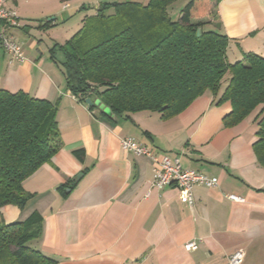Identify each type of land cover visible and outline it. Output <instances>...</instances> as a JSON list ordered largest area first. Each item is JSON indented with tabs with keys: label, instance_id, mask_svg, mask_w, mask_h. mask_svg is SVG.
I'll use <instances>...</instances> for the list:
<instances>
[{
	"label": "crops",
	"instance_id": "1",
	"mask_svg": "<svg viewBox=\"0 0 264 264\" xmlns=\"http://www.w3.org/2000/svg\"><path fill=\"white\" fill-rule=\"evenodd\" d=\"M209 4L210 12L194 20L230 39L231 63L248 53L264 57V0ZM7 6L22 19L12 33L27 60L11 62L0 49V90L53 103L62 148L25 181L34 195L26 207L6 206L0 221L20 222L39 212L43 232L29 246L58 264H229L237 250L245 253L241 264H264V167L255 152L254 117L226 126L232 106L215 105L211 93L170 119L152 112H91L67 87L63 54H53L70 40L57 27L59 17L76 6L62 0H8ZM123 138L179 159L219 186H196L192 208L181 202L176 186L151 189L153 163L124 151ZM79 150L81 159L74 154ZM190 242L198 248L189 252Z\"/></svg>",
	"mask_w": 264,
	"mask_h": 264
},
{
	"label": "trees",
	"instance_id": "2",
	"mask_svg": "<svg viewBox=\"0 0 264 264\" xmlns=\"http://www.w3.org/2000/svg\"><path fill=\"white\" fill-rule=\"evenodd\" d=\"M178 1L100 6L92 24L53 49L63 54L68 89L82 102L101 101L110 116L152 112L163 119L211 93L215 105L232 106L226 126L254 117L255 152L264 167V57L248 53L231 63L230 39L208 22L194 20L210 12L211 0H190L175 19ZM109 9L114 12L106 15ZM57 115L50 101L0 90V219L6 206L26 207L34 195L24 189L25 181L61 150ZM74 154L83 157L82 150ZM43 222L39 212L20 222L0 221V264H58L29 246L42 235Z\"/></svg>",
	"mask_w": 264,
	"mask_h": 264
},
{
	"label": "built area",
	"instance_id": "3",
	"mask_svg": "<svg viewBox=\"0 0 264 264\" xmlns=\"http://www.w3.org/2000/svg\"><path fill=\"white\" fill-rule=\"evenodd\" d=\"M7 1L0 0V49L9 56L11 62L24 63L27 59L23 47L12 33L14 29L23 25L22 19L15 10L7 6ZM67 7L65 6V8ZM120 144L124 151L137 157H145L153 163L154 179L150 184L151 189L161 190L169 186H176L181 202L190 208L195 205L194 188L196 186H205L210 189L219 186L218 179H212L200 172L186 169L181 165L179 159L155 153L133 138H123ZM227 198L234 202H244L243 199L233 195H228ZM197 248L196 242L185 245V249L189 252ZM244 258V251L237 250L229 257V264H241Z\"/></svg>",
	"mask_w": 264,
	"mask_h": 264
},
{
	"label": "rangeland",
	"instance_id": "4",
	"mask_svg": "<svg viewBox=\"0 0 264 264\" xmlns=\"http://www.w3.org/2000/svg\"><path fill=\"white\" fill-rule=\"evenodd\" d=\"M61 2V0H59ZM142 2L146 3L147 0H72L70 1L71 4H74L72 9H70L66 14L65 18L63 19L62 16L59 17L58 21V29L63 32H67L69 35L68 39H71L78 31H80L84 24L87 23L88 25L92 24V18L94 17V11L98 9L103 4L109 2ZM190 0H180L174 4L172 10V15L175 16V19L178 18V15L183 7L189 2ZM49 3V2H47ZM79 4V7H77ZM85 4V9L81 6ZM62 7V5H61ZM92 11V12H91ZM114 11L109 9L105 11L106 15H111Z\"/></svg>",
	"mask_w": 264,
	"mask_h": 264
},
{
	"label": "water",
	"instance_id": "5",
	"mask_svg": "<svg viewBox=\"0 0 264 264\" xmlns=\"http://www.w3.org/2000/svg\"><path fill=\"white\" fill-rule=\"evenodd\" d=\"M198 35H200V31L198 32ZM89 107H93V106H97L99 107L102 111H104L105 113L111 115V111L108 108H105L104 105H102L101 101H96L93 102L91 99H87L85 102Z\"/></svg>",
	"mask_w": 264,
	"mask_h": 264
}]
</instances>
